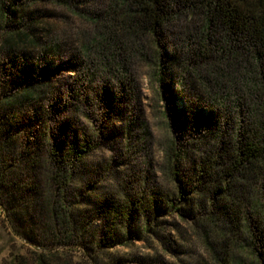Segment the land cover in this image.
I'll list each match as a JSON object with an SVG mask.
<instances>
[{"label":"trees","instance_id":"16d2710c","mask_svg":"<svg viewBox=\"0 0 264 264\" xmlns=\"http://www.w3.org/2000/svg\"><path fill=\"white\" fill-rule=\"evenodd\" d=\"M12 2L0 8L2 46L9 66L16 65L11 84H3L8 90L2 85L0 92V212L16 235L37 248L83 245L64 196L90 145L62 150L51 132L36 128L46 121L45 112L26 114L24 103L35 93L29 81L34 67L19 66L30 57L19 46L21 34L8 32L17 15L8 6ZM87 20L94 28L83 45L90 67L123 85L133 59L155 48L166 117L182 135L205 129L203 140L191 148L170 145V193L100 197L96 214L104 224L97 249L127 246L136 238L138 217L151 232L169 216L201 237L207 264H245L241 250L252 255L251 264H264V0H102L100 13ZM167 42L173 47L170 57L164 52ZM7 67L0 65L1 75ZM168 70L179 73V91L188 94L181 98L185 107L177 105V93L165 82ZM14 81L28 84L17 98L8 93ZM183 162L189 165L185 174ZM89 257L96 264V254ZM34 258V264H52L47 255ZM18 259L10 264H24Z\"/></svg>","mask_w":264,"mask_h":264},{"label":"rangeland","instance_id":"374dc122","mask_svg":"<svg viewBox=\"0 0 264 264\" xmlns=\"http://www.w3.org/2000/svg\"><path fill=\"white\" fill-rule=\"evenodd\" d=\"M6 1L0 0V8ZM8 6L17 11L8 32L21 34L19 46L30 57L19 66L34 67L29 81L35 93L24 103L26 114L31 118L34 109L45 112L46 121L36 128L51 132L60 149L74 144L90 148L76 162L75 180L64 196L66 208L85 238L83 245L43 243L37 248L16 235L0 212V264H10L15 257L34 264L35 254L49 256L52 264L63 260L92 264L89 255L93 252L96 264H207L209 252L201 237L175 217L161 218L164 223L153 225L151 232L145 231L144 219L138 217L133 226L136 238L127 246L100 251L96 245L104 224L96 214L100 197L143 199L170 193L174 189L166 157L170 145L175 141L191 148L204 137L203 126L190 136L182 135L166 117L168 103L156 76V49H146L145 55L133 59L122 85L95 65L90 67L83 48L94 32L87 18L100 13L102 0H13ZM2 36L1 30L0 65L8 67L4 75L0 73L1 93V86L11 84L16 76V65L8 64ZM166 45L164 52L170 57L173 47L170 42ZM176 74L168 70L165 82L177 93V105L185 107L181 98L188 94L180 93ZM24 85L28 84L14 81L8 93L17 98ZM1 97L3 94L0 101ZM180 167L185 174L189 165L183 162ZM240 254L245 264H251L249 252L241 250ZM53 255L57 258L52 259Z\"/></svg>","mask_w":264,"mask_h":264}]
</instances>
